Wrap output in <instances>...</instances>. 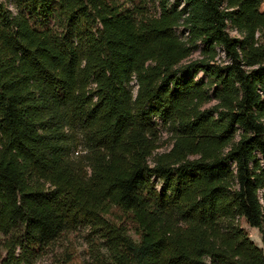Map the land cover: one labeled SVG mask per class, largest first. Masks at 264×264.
<instances>
[{"label":"trees","instance_id":"16d2710c","mask_svg":"<svg viewBox=\"0 0 264 264\" xmlns=\"http://www.w3.org/2000/svg\"><path fill=\"white\" fill-rule=\"evenodd\" d=\"M9 1L15 11L0 2L2 264H35L82 223L106 232L113 264H264V0H183V11L160 0L159 16L148 0ZM181 20L189 43L211 59L221 46L230 60L207 63L218 84L210 109L206 87L181 78L192 51L176 35ZM155 118L173 132L169 153L155 154ZM113 207L133 216L139 241L106 220Z\"/></svg>","mask_w":264,"mask_h":264},{"label":"rangeland","instance_id":"374dc122","mask_svg":"<svg viewBox=\"0 0 264 264\" xmlns=\"http://www.w3.org/2000/svg\"><path fill=\"white\" fill-rule=\"evenodd\" d=\"M110 3L117 4L121 7H132V4H138L139 0H108ZM6 4L10 9L15 11V7L9 0H0ZM150 12L159 16L161 13L160 0H148ZM167 5L170 9H179L181 11L187 8V5L183 0H167ZM264 10V6L262 7ZM184 17H186L184 15ZM50 25H54V20H50ZM177 37L187 46L189 45L192 49L191 54L186 60H184L178 67L181 70L182 80L193 79L194 81L201 83L206 87L209 95L211 96L210 102L207 103L203 108L210 109L218 103L214 98L215 91L218 88V84L214 79L207 73V63L216 64L224 67L230 64V60L226 57L223 47L216 46L214 59H211V54L207 51L206 46L202 42L195 44L189 43V29L184 24V20H181L179 26L175 29ZM228 33L235 39H243L244 35L241 34L235 27L230 25ZM258 38V37H257ZM260 43V42H259ZM213 54V53H212ZM198 64L197 67L190 68L191 64ZM135 91H137L135 87ZM158 123V122H157ZM160 148L155 154L169 153L172 149L174 140L173 132L168 126H162L160 122ZM78 132V131H77ZM79 139L82 140L81 135L78 132ZM239 140V136L236 141ZM83 145L81 144L78 151L82 153ZM77 155V154H76ZM153 164V158L150 159ZM230 168H235L232 163L229 165ZM154 187L161 191L163 184L155 177L151 179ZM106 220L111 224H115L119 227L126 228L128 235L136 241L140 240L139 230L137 224L133 220L131 214H125L116 207H113L106 216ZM238 225L247 232L251 240L256 243L260 248H263L262 234L257 228H251L244 218L237 219ZM5 237L0 233V264L6 257V250L4 249L3 242ZM110 242L106 232L98 227H94L90 224L82 223L75 229L63 233L53 244H51L46 250L40 252L36 257L35 264H113V249L111 248Z\"/></svg>","mask_w":264,"mask_h":264},{"label":"built area","instance_id":"2783aa9c","mask_svg":"<svg viewBox=\"0 0 264 264\" xmlns=\"http://www.w3.org/2000/svg\"><path fill=\"white\" fill-rule=\"evenodd\" d=\"M131 84L134 85V84H135V80H134V82H132ZM136 89H137V87H136ZM260 94L262 95V97H264V91H260ZM155 120H156L158 123L161 122L158 118H155Z\"/></svg>","mask_w":264,"mask_h":264}]
</instances>
